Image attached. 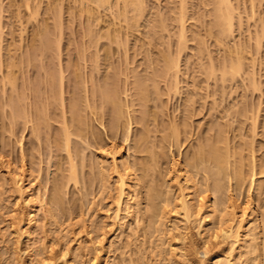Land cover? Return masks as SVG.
<instances>
[{
	"label": "rangeland",
	"instance_id": "rangeland-1",
	"mask_svg": "<svg viewBox=\"0 0 264 264\" xmlns=\"http://www.w3.org/2000/svg\"><path fill=\"white\" fill-rule=\"evenodd\" d=\"M102 1L0 0V164L10 161L13 166L20 167L25 159L26 168L34 175L39 173L38 182L44 183V192L49 193L47 197H50L52 204H57L52 205V216L39 213L38 217L41 219L38 218L32 240L28 243V239L22 237L21 244L25 246L20 244L19 247L18 236L14 235L17 237L15 239L10 224L14 220L18 227L20 206H24V199L21 201L17 188L11 190L16 186L10 180L11 175V178L7 177L9 171L6 164L9 163L4 162L5 165L1 168L5 167L7 173L0 168V264H21L17 260L21 258L22 264H40L39 260L47 258L51 249L54 251L50 254H54V257L57 255L55 258L60 256V252L68 253L69 260H66L69 264H169L173 256L180 260L179 264H191L189 256L186 257L188 254L194 252L196 255L199 252L201 257L205 255L203 241L196 233L199 226L196 225L201 221L200 217L203 219L204 213L197 214L199 219L195 216L189 225L188 222L181 221L184 219H181L180 214L178 216L174 204H171L170 207L166 205L167 212L171 213L168 212L169 216L164 215V218L162 214L166 207H161L165 206L166 200L161 202L158 199L161 193L165 196V192H169V182H174V174L170 175L171 164L174 166L175 162L185 158L190 162L195 161L202 149L203 152L205 149L203 159L205 157L207 161L205 165L203 159L198 161L203 164L201 163L198 171H195V167L194 172H199V175L196 174L201 182L198 190L200 192L201 189L204 195L208 186L212 187L215 183L212 171L215 173L216 159H213L209 149L212 146L217 148V145L224 155L223 160L228 161L224 164V188L214 194L218 202L221 200L222 206L223 202H229L232 197L235 201L239 198V202L233 200L234 204H240L245 198L253 196L252 199L259 203L258 206L263 205L262 209L259 207V211L260 218H264V0H228L231 8L224 6L223 2L222 9L220 0L219 4L218 0H142V6H136L141 7L140 9H134L130 0V3H127L128 0H106L110 1L106 5L103 4L106 1ZM225 7L233 18L232 20L230 17V32L226 30L228 22L224 26L225 30L222 29L221 24H226L222 22L224 17L216 16L215 13L220 14V9L222 11ZM237 58L240 66L243 63V69H239V74L233 73L234 77L225 71L227 75H224V67H229L232 61L235 63ZM9 78L13 81L9 82ZM13 83L16 84L15 89L11 87ZM142 92L143 97L139 95ZM110 94L113 97L110 98L111 102L107 97ZM116 98L119 103H115L114 107ZM109 103L112 106H108ZM116 105L121 109H117ZM118 113L124 117L119 114L120 118ZM171 127L175 131L172 132ZM177 131H180L178 136ZM128 136L131 137L127 138ZM67 141L70 147L66 145ZM125 141L127 144L131 141V145L125 144ZM111 142L116 143L115 146L125 144L128 150L132 146L129 153L135 156L140 165L144 167L147 164L146 168H149L143 170L146 177L145 198L149 203L146 204L151 208L146 210L149 213H145L149 214L146 217L148 230H151L149 234L144 235L142 230L139 231L137 222L141 224L140 220L126 223L129 219L125 216L130 210L129 204L127 206L125 203L128 201L131 205L133 202L128 197L124 201L125 207H128L127 213L126 208H123L125 212L122 209L123 213L116 219L117 208L114 201L118 194V190L115 191L118 189V179L111 170H107L113 168L110 166V157L109 160L105 158L109 152L107 147L112 146ZM152 145L156 154L151 149ZM199 147L202 148L201 151ZM157 153H161V157ZM183 153L185 155L182 156ZM154 154L155 161L163 157L156 161L158 166L151 164L155 162H152ZM149 155H152L151 158ZM227 155L228 160H225ZM101 159L110 162L109 166H106L107 162L97 163ZM72 164L75 166L76 173L73 172L78 184L73 182V178L70 181V175L73 174L71 167H74ZM255 171L258 173L255 180L258 181L250 192ZM110 172L112 175L110 178L108 176V180L106 175H110ZM103 174L105 175L102 176ZM100 176H106L104 179L109 184ZM6 180L12 183L11 187L7 182L6 186L2 184ZM204 182L208 184L205 185ZM219 183L223 185L222 181ZM105 184L108 186L104 187ZM204 185L206 190H202ZM152 186L160 194H155L158 191ZM169 189L174 191L173 187ZM214 191L216 190H212L216 193ZM212 192L206 193L216 198ZM155 195L159 197H154ZM151 196L155 198V208L151 207ZM174 196L169 198L174 201ZM156 198L159 203H156ZM148 205L145 208H149ZM55 207L60 209L56 210ZM158 215L165 220L163 224L161 220V225L159 221L156 223L160 219ZM231 218L234 219V215ZM240 219L239 217L237 221ZM120 221L127 224L122 231L118 230L122 225ZM175 221L181 228H190L186 232L189 240L187 242L186 239L185 242L193 243L194 246H189L193 251L185 250L188 254L181 252L182 244L176 240L175 235L180 230L177 232L172 225L177 224ZM237 221L233 227L238 225ZM263 221L261 220V224L264 230ZM152 222L156 223L153 228L150 226L154 224ZM81 224L87 225V229H82ZM83 230L87 231V235ZM101 235L106 237L103 241L107 243L103 255H100L97 248L100 247L98 243L101 240L98 237L102 239ZM33 242L37 244L33 245ZM169 242L174 244L175 254ZM263 243L262 253L256 250L259 253L257 260L258 254L251 253L248 248V252H244L250 253L246 254L249 257L251 255L252 260L243 256L231 263L252 264L251 261H254L257 264L260 255L264 256ZM188 245L182 247L189 248ZM21 247H24L23 250ZM227 247L229 246L222 249L225 254L229 253ZM36 253L41 256L37 258ZM96 257L100 261H96ZM263 259L264 257L260 259L261 264H264Z\"/></svg>",
	"mask_w": 264,
	"mask_h": 264
},
{
	"label": "bare ground",
	"instance_id": "bare-ground-1",
	"mask_svg": "<svg viewBox=\"0 0 264 264\" xmlns=\"http://www.w3.org/2000/svg\"><path fill=\"white\" fill-rule=\"evenodd\" d=\"M100 1V0H99ZM102 1V0H101ZM104 1V0H103ZM103 1H102V3H103ZM106 1V0H105ZM104 1V2H105ZM111 1V0H110ZM110 1H106L105 3H103V4H109L110 3ZM126 1V0H125ZM141 1V2H140ZM130 0V2H131V4H132V7L134 6V9H135V7L136 6H142V3H143V1L142 0ZM221 2H220V8L221 7H223L222 5H223V2H224V6H226L227 5V7H229V8H231L230 6H228V4H229V1L228 0H220ZM127 2V1H126ZM129 2V0H128V2L127 3H130ZM97 3H99V2H97ZM126 3V4H127ZM141 3V4H140ZM131 4L129 5V6H131ZM218 4H219V0H218ZM127 5V6H128ZM217 5V4H216ZM100 6H103V5H101L100 4ZM126 6V7H127ZM129 6H128V8H129ZM138 7H136L137 9H140V8H138ZM127 8V9H128ZM130 9V8H129ZM222 9V8H221ZM221 9H220V14H218L219 12H215V13H217L216 14V16L217 15H221V17L223 18L224 17V21H222L223 23H226V22H228V28H226V30H229V32H230V29H231V27H230V25H232V23H230L229 24V22L230 21H232L233 20V18L231 17L232 15H231V13H230V11H229V9H226V7L221 11ZM224 11V12H223ZM122 12V11H121ZM137 12V11H136ZM140 11H138V13H139ZM143 13V12H142ZM125 14V13H124ZM126 14H128V12L126 13ZM140 15V14H139ZM122 17V16H121ZM219 17V16H218ZM230 17L232 18V20H230ZM131 18H132V16H131ZM222 18H220L221 20H222ZM130 22H132V21H130ZM58 23H59V21H58ZM219 23H220V21H219ZM217 25V24H216ZM220 25V24H219ZM222 25V29H224L225 27L224 26H227V23L226 24H221ZM230 27V28H229ZM221 29V30H222ZM264 29V27L262 28V30ZM225 30V29H224ZM260 34H262V32L260 33ZM259 34V35H260ZM263 34H264V32H263ZM222 36V35H221ZM262 37V36H261ZM257 38H259V37H257ZM263 39H264V37H263ZM259 40V39H258ZM261 41V40H260ZM258 43H260V42H258ZM41 46V45H40ZM42 50V49H41ZM240 54V53H239ZM239 56V55H238ZM243 58V57H242ZM241 59V58H240ZM244 59V58H243ZM243 59H241V61H243ZM231 60H233V59H231ZM235 60H237L235 63H234V61H232V62H230V63H232V64H230L229 65V67L231 68H229V67H227L228 65H226L225 67H224V70H223V72L225 71L227 74H228V72H229V75H231L232 77H234V75L235 74H239V69H243V66H242V64H241V66H240V63H239V59L237 58V59H235ZM239 60V61H238ZM238 62V63H237ZM171 64H173V63H171ZM14 65H15V63H14ZM235 65V66H234ZM17 66V65H16ZM15 66V67H16ZM169 66V68H170V64L168 65ZM167 66V67H168ZM226 67L228 68V69H230L229 71H228V69H226ZM168 68V69H169ZM212 69H213V67H212ZM227 70V71H226ZM223 73L224 75H227L226 73ZM232 72V73H231ZM236 72V73H235ZM238 72V73H237ZM211 73H212V70H211ZM233 73H235V74H233ZM10 77V76H9ZM231 77V78H232ZM12 78V77H11ZM11 78H9V82L13 79H11ZM15 78L16 77H14V80H15ZM223 80H225V76H224V78H223ZM13 81V80H12ZM16 82H17V78H16V80H15ZM15 83H13V86H11L12 88H14L15 89V86H16V84L14 85ZM149 86V85H148ZM157 88V87H156ZM13 89V90H14ZM115 91V90H114ZM117 92V91H116ZM115 92V93H116ZM110 93H112V92H110ZM119 93V92H118ZM117 93V94H118ZM146 93V92H145ZM144 93V95H146ZM141 94V96L143 97V92L142 93H139V95ZM112 94H110L109 96H111ZM148 95V94H147ZM105 96H106V94H105ZM109 96H107L109 99L110 98H113L112 96L111 97H109ZM114 96H116L115 94H114ZM117 97V96H116ZM141 97V98H142ZM146 98H148L147 96H146ZM146 98H144V99H146ZM140 99V98H139ZM107 100V99H106ZM109 102H111V99L110 100H108ZM114 101V100H113ZM116 101V102H115ZM114 101V104H113V106L115 107V103H119L118 101H117V98H116V100ZM113 103V102H112ZM112 106V104L111 103H109V105L108 106ZM119 105V104H118ZM117 106V105H116ZM42 108V107H41ZM113 108V107H112ZM120 109H121V107H119ZM118 108V106H117V109H119ZM38 109H39V107H38ZM119 112H120V110H119ZM122 112H123V109H122ZM121 112V113H122ZM38 113H39V110H38ZM43 113H44V110H43ZM121 113H118L117 115L120 117V115L119 114H121ZM40 114H41V112H40ZM39 114V115H40ZM45 114V113H44ZM43 114V115H44ZM123 114V113H122ZM121 114V115H122ZM17 115V114H16ZM41 116V115H40ZM81 116V115H80ZM117 116V119H120L119 117ZM123 116V115H122ZM17 117V116H16ZM45 117V115L43 116V118ZM46 117H48L47 115H46ZM124 117V116H123ZM123 117H122V119L121 120H123ZM144 117V116H143ZM42 118V117H41ZM145 118V117H144ZM143 118V119H144ZM43 120H45V118L43 119ZM78 120H79V118H78ZM120 120V121H121ZM119 121V120H118ZM117 121V122H118ZM47 122V121H46ZM81 122V121H80ZM141 122V121H140ZM143 123H144V121H142ZM120 123V122H119ZM41 124V123H40ZM43 124V123H42ZM46 124V123H45ZM81 124V123H80ZM47 125H48V123H47ZM130 128V127H129ZM172 128V127H171ZM175 128V127H174ZM177 128V127H176ZM178 129V128H177ZM176 129V130H177ZM130 131V130H129ZM173 131H175V130H173V128H172V132ZM66 132H67V130H66ZM180 132V131H179ZM179 132L177 131L176 132V135L178 136V135H180L179 134ZM171 133V132H170ZM130 134V133H129ZM70 135V134H69ZM169 135V134H168ZM171 135H172V133H171ZM68 136V135H67ZM177 136H174V138H176ZM129 137H131V136H128L127 138H129ZM67 138V137H66ZM127 138H126V140H127ZM138 138V137H137ZM68 140V139H67ZM70 140V139H69ZM68 140V141H69ZM146 140V139H145ZM178 140V139H177ZM66 142V145L68 146V147H70V143L69 142ZM149 141V140H148ZM215 141V140H214ZM127 142H128V140H127ZM176 142V141H175ZM68 143V144H67ZM112 143V142H111ZM129 143H131V141L129 142ZM128 143V144H129ZM145 143H147L146 141H145ZM177 143V142H176ZM114 143H112V146H109V147H107L108 149H109V152L107 153V156L106 155H104V154H106L105 152L107 151V149H105L106 151L104 152V156H106L105 158L107 159V160H109L108 159V157H110V162L112 163V164H110V162H108V161H102V159L100 160V161H97V163H99L100 162V164L102 163V162H104V163H106V166H107V164H108V166H109V164H110V166L112 165V169H107V170H111L112 171V173H114V175H115V178H116V176H117V179H118V181H116V182H118V183H116V185L118 186L117 188L118 189H116L115 191H117L118 192V194H117V196H116V201H114L116 204H115V206H116V208L117 209H115V211L117 210V215L115 214V216H117L116 217V219L117 218H119V216H121L120 214H121V212H122V209L123 208H126L125 209V211H124V209H123V212H125V213H127V208L128 207H125V205H124V201H125V198L126 197H128L127 199H129V200H131V201H133L132 202V204L130 205V203H127L126 201V203L125 204H127V206H128V204H129V212H128V214H127V217L125 216V218H128L127 220V222L126 223H128V224H130L129 223V221H134V220H140V222H141V224H139L137 221V224L140 226V228H139V226H138V228L140 229H138L139 231H141L142 230V232H144L145 234L144 235H146V234H149L150 232H149V230H148V225H149V223H148V225H147V215L149 216V214H145L148 210L147 209H151L150 208V206L148 205L149 203L147 202L148 201V199H147V197L145 198V195H146V193H145V186H144V182H146L145 181V173L143 172V170L144 169H147L146 167H147V164H143L144 165V167L142 166V165H140V163L137 161V159L135 158V156L133 157L130 153H131V151H129L130 149H131V147L129 148V150H128V146H124L125 144H127L126 143V141H125V144L123 145V146H115L116 145V143L113 145ZM127 144V145H128ZM133 144V146H134V143H132ZM151 144V143H150ZM214 144V143H213ZM65 145V146H66ZM109 145H110V143H109ZM131 144H129V146H130ZM146 145V144H145ZM168 145V144H167ZM66 146V148L69 150V148ZM169 146V145H168ZM173 146H176L177 147V145H173ZM178 146H180V145H178ZM219 145H217V148L216 147H213L212 146V149L210 150L209 148V152L211 153V151H212V155L211 156H213V159H214V157H215V159L216 160H214L216 163H214L215 164V166H214V164H212L214 167H216V168H214V171H215V173L212 171V176L215 174V176H213V179H215L214 180V182L216 183H213V189H212V187L209 185L208 186V188L205 186V185H207L208 184V182L205 184V182H204V188H203V186H202V190H206L205 188H207L208 190H210V191H206L208 194H209V192H212V190H216V191H214V192H216V193H213V195L214 194H217V191L219 192V191H221V189L222 188H224L223 186H224V182H225V174H224V172L226 171L225 170V165L224 164H227V162L228 161H224L223 159V157H224V155H222V152L220 153V150H219V147H218ZM150 147V146H149ZM165 147V146H164ZM167 147V146H166ZM170 147V146H169ZM168 147V148H169ZM172 147V146H171ZM202 147H204V146H202ZM138 148H139V146H138ZM157 148V147H156ZM175 148V147H174ZM178 148V147H177ZM180 148H181V146H180ZM205 148V147H204ZM152 150L154 149V146L152 145V148H151ZM199 149H200V151H201V149L202 148H200L199 147ZM136 150H138V149H136ZM145 150H146V148H145ZM148 150L150 151V149L148 148ZM151 150V151H152ZM174 150V149H173ZM200 151H199V153H200ZM207 151V150H206ZM130 152V153H129ZM132 152H134V150H132ZM153 152V151H152ZM158 152V151H157ZM160 152V151H159ZM158 152V153H159ZM171 152H172V150H171ZM170 152V153H171ZM180 152V151H179ZM137 153V152H136ZM153 153H155V149H154V152ZM157 153V154H158ZM162 154L164 153V152H161ZM160 153V154H161ZM169 153V154H170ZM133 154H135V152L133 153ZM149 154H150V152H149ZM156 154V153H155ZM155 154H154V158H153V160H152V162L153 161H155ZM160 154H158V156H160ZM171 154H173V153H171ZM175 154V153H174ZM205 154V149H204V152H203V149H202V152H201V154L200 155H197V156H199V157H201L200 159H199V157L197 158L196 157V155H195V158H197L195 161H192V162H190V161H188L186 158L184 159V160H181L180 158V160L178 161V162H175L174 163V166H172V164H171V161H170V164H171V167L170 168H172V169H170V170H172L171 171V173H170V175L172 174L173 175V183H170L169 182V184H170V186H169V188H172L173 187V189H174V191L172 190V189H169L168 188V191L169 192H165V196L161 193V197H159L158 195L160 194L159 193V191L157 190V189H155V187L154 186H152V188H154L156 191H158V192H156L155 190H153V191H155L156 193L155 194H157V193H159L158 195H155L154 197H156V196H158L159 197V201H161L162 202V200L163 199H165L166 200V202H165V206L163 205L162 207H161V209L162 208H165L166 207V209H164V211L165 212H163V217H164V215H166V216H169V213H171L170 211H168L167 212V210H168V208H167V206L166 205H169L168 207H170V205L172 204H174V207H175V211H177L176 213H178V216H179V214H180V216H182V218L181 219H184V220H181V221H185L184 223H187V224H189L190 223V221H192L191 219L193 218V219H195L197 216V214H200V213H202L203 214V219H201V215L199 216L200 217V222L196 225V226H198L197 228L198 229H196V233H198L199 235H200V237H201V240L203 241L202 243H203V245H204V250H205V255L203 256V257H201L200 256V254H199V252H195L196 253V255L194 254V252H192V253H190L191 255H189L188 254V252H186V251H188L187 249H189L190 250V247L191 246H194L193 245V243L190 245L189 243H186L185 241H186V239L188 238V235H186V232L188 231L189 232V230H190V228H187V226L186 227H180V222L179 223H177L176 221V225H174L175 223H173L172 225L175 227V230L178 232L179 230L181 231V232H183V233H179V235H178V233L177 232H175V237H176V240H178L179 242H181V244H182V246L183 247H185V246H187L188 244V247L189 248H183L182 246H180V249H181V252H183L184 253V251L188 254L187 256H186V253H185V256L186 257H188L189 256V260H190V263L191 264H232V263H235L233 260L234 259H237V258H242L243 256H247V259H249V260H252L250 257H252L251 255H250V257L248 256L249 254L247 253L248 252V248L249 249H251V250H249V251H252L251 253H255L256 252V250L258 251V252H260V254L262 253V247H261V244H262V242H264V235H263V232H264V230H263V228H262V224H261V220H264V216L262 217L263 219H261L260 218V211H259V209L263 206H261L260 207V205L258 206L257 204H259V203H255V200H253L252 199V197L251 196H247L248 198H245L244 200V202H241L240 204H234L233 203V198L232 197H230L229 199V202H223L222 203V206H223V209L221 208L222 206H221V200H220V198H219V200H220V202H218V199H217V197L216 198H212L210 195H208L206 192V194L204 193V195H207V196H204L203 195V193L201 192V189H200V192H199V188H198V186L199 185H201V182H199L200 181V179L198 180V178H197V176L199 175L198 173L199 172H196V174H198L197 176H196V174H195V172H194V169H195V167H196V169H195V171L198 169L199 170V166L201 165V163L203 162L204 163V165H205V163H206V161H205V157H204V159H203V155ZM206 154H208V153H206ZM224 154V153H223ZM103 155H101V156H103ZM153 155V154H152ZM152 155H149V157L150 156H152ZM183 155H185L184 153L182 154V156ZM226 155V154H225ZM145 156V155H144ZM165 156V155H164ZM171 156H173V155H171ZM141 157H143V156H141ZM146 157H148V156H146ZM161 157V156H160ZM159 157V158H160ZM169 157V156H168ZM181 157V156H180ZM228 155L226 156V158H225V160H228ZM151 158V157H150ZM158 158V159H159ZM167 158V157H166ZM211 159V162H213V160H212V157H210ZM100 159V158H99ZM156 160V161H159L160 159H163V157L162 158H160L159 160ZM164 159H165V157H164ZM173 159V158H172ZM203 159V161L200 163V162H198V161H201ZM207 159H209V156H208V158ZM255 159V158H254ZM253 159V160H254ZM25 160V159H24ZM23 160V162L21 163V166L20 167H18V166H13L11 163L12 162H10L9 160V162H6V161H3V163H1L0 164V168H1V166L2 165H5V163L4 162H6V163H9V164H6V165H8V166H6V168H7V171H9L8 173V176L7 177H9V175H11V177H9V178H11L10 180L12 181V183H13V186H16V187H13L11 190L13 191V189L15 188H17L16 189V191L20 194V197L22 198L21 199V201L24 199V201H22L23 203H24V206H22L21 205V202L19 203L21 206L20 207H22V208H20V211H19V216H20V218H19V222H18V227H17V225L15 224V222H14V220L12 221L15 225H16V227H15V225L11 222V229H13V236L14 235H16V236H18V238L17 237H15V239L17 238V245H19V247H20V244L23 242V239H22V237H26L27 239H28V243H29V241H31L32 240V236H34V234H35V230H36V228H37V223H38V218H40V217H38L39 216V213L40 212H44V213H48V215H46V216H50L49 214H51V216H52V214L54 213V209H53V206H57V204L56 205H54V204H52V202H51V200H50V197L48 198L47 197V195L49 194V193H45L44 192V186H43V184L44 183H39L38 182V178L40 177V176H38L39 175V173L35 176L34 175V173H31L30 172V170H28V168H26V164H25V161ZM147 160V159H146ZM174 160V159H173ZM156 161L154 162V163H151V164H156ZM162 161V160H161ZM205 161V162H204ZM143 162V161H142ZM173 162V161H172ZM254 162H256V161H254ZM104 163L102 164L103 165V167L105 166L104 165ZM158 163V162H157ZM200 163V164H199ZM202 163V164H203ZM210 163V162H209ZM99 164V165H100ZM198 164V167L196 166ZM207 164H208V162H207ZM17 165V164H16ZM73 166H74V164H72ZM102 165H101V167H102ZM153 165V166H154ZM157 165V164H156ZM256 166H257V163L255 164ZM13 166V167H12ZM98 166V165H97ZM107 166V167H108ZM151 166V165H150ZM152 166V167H153ZM158 166V165H157ZM157 166H156V168H157ZM212 166V167H213ZM11 167V168H10ZM254 167V166H253ZM4 168V169H3ZM3 168H1V171L2 170H5V172L7 173V171H6V168L5 167H3ZM75 166L74 167H71V170H72V173L73 174H71L70 175V181H71V178H73L72 180H73V182L75 183V184H78V182L75 180ZM106 168V167H105ZM155 168V169H156ZM237 168V170H238V167H236ZM101 169H103V168H100V170ZM149 169V168H148ZM147 169V170H148ZM154 169V170H155ZM113 170H114V172H113ZM146 170V171H147ZM151 170L153 171V169L151 168ZM151 170H150V172H151ZM197 170V171H198ZM75 173H74V172ZM103 172H104V169L102 170ZM102 171H100V173L102 174ZM234 171H236V170H234ZM254 171V170H253ZM256 171H257V169H256ZM255 171V172H256ZM107 172V171H106ZM148 173H149V171H147ZM237 172V171H236ZM235 172V173H236ZM239 172V171H238ZM254 172V175H253V179L250 177V179H252V182L250 183V184H252L251 185V188L249 189V191L251 192V190H252V186H254L255 184H256V182L258 181H256L255 179L257 178L256 176H257V172L255 173ZM35 173H37V172H35ZM105 173V172H104ZM109 172H107V174H108ZM147 173V174H148ZM152 174H153V172H151ZM3 174H5V173H3ZM75 174V175H74ZM227 174V173H226ZM239 174H240V172H239ZM256 174V175H255ZM41 175V174H40ZM105 174H103L102 176H104ZM111 172H110V175H106L107 176V178L106 179H108V176H109V178L111 177ZM151 175V174H150ZM149 175V176H150ZM154 175V174H153ZM222 175H224V176H222ZM236 175V174H235ZM105 176V177H106ZM152 176V175H151ZM221 176H222V178H221ZM237 176V175H236ZM239 176V175H238ZM4 177H5V175H4ZM42 177V176H41ZM104 177V178H105ZM148 177V176H147ZM154 177V176H153ZM152 177V178H153ZM256 177V178H255ZM6 178V177H5ZM5 178H2V179H4L5 180ZM43 178V177H42ZM41 178V179H42ZM100 178H101V176H100ZM103 177L101 178L102 180L104 179ZM240 178V177H239ZM40 179V178H39ZM148 179H150V178H148ZM222 179V180H221ZM75 180V181H74ZM101 180V181H102ZM105 180V179H104ZM109 180V179H108ZM108 180H105L106 181V183H108ZM153 180V179H152ZM170 180V179H169ZM224 180V181H223ZM240 180V179H239ZM9 181V180H8ZM40 181V180H39ZM44 181V180H43ZM223 182V185L221 184V183H219V182ZM3 182H5V183H2V184H5V186H6V182H7V180L6 181H3ZM42 182V181H41ZM45 182V181H44ZM104 182V181H103ZM102 182V183H103ZM211 182V181H210ZM12 183H8L7 182V184H9L10 186L9 187H11L12 185ZM154 183V182H153ZM200 183V184H199ZM203 183V182H202ZM1 184V185H2ZM104 184V183H103ZM109 184V183H108ZM108 184H105V186L104 187H107L108 186ZM148 184V183H147ZM146 184V185H147ZM172 184H174V186L176 187V189H175V187L172 185ZM199 184V185H198ZM214 184H215V187H214ZM221 184V185H220ZM107 185V186H106ZM151 185H154V184H151ZM157 185V184H156ZM159 185V184H158ZM257 185V184H256ZM221 186V187H220ZM147 187V186H146ZM158 187V186H157ZM199 187H201V186H199ZM209 187H211V189H209ZM262 187V186H261ZM221 188V189H220ZM255 189H256V187H254ZM259 188V187H258ZM220 189V190H219ZM254 189V190H255ZM47 190V189H46ZM160 190V189H159ZM175 190H176V192H177V194L175 195ZM253 190V191H254ZM258 190H260V189H258ZM15 191V192H16ZM263 191H264V189H263ZM49 192V191H48ZM116 192V193H117ZM172 192H174V194L172 193ZM204 192V191H203ZM145 193V194H144ZM167 193H169V194H167ZM172 193V194H171ZM51 194V193H50ZM149 194H150V192H149ZM151 194H154V193H151ZM166 194L167 195H169L168 196V198H167V196H166ZM172 195V196H171ZM175 195V196H174ZM250 195V194H249ZM49 196V195H48ZM173 196L175 197V200L173 201V199H170V198H173ZM150 197V196H149ZM153 196H151V198H150V203H151V207H153V208H155V206H154V200L153 199H155V198H152ZM170 197V198H169ZM160 198H161V200H160ZM176 199H177V202H176ZM239 199V198H238ZM238 199H236L237 201H235V202H239V200ZM261 199V198H260ZM259 199V202H261L262 203V200H260ZM231 200H232V202H231ZM53 201V200H52ZM154 201V202H153ZM156 201H157V198H156ZM164 201V200H163ZM174 202V203H170V202ZM161 202H160V204H161ZM175 202H176V204H175ZM22 203V204H23ZM146 203H148V204H146ZM156 203H159L158 201L156 202ZM233 203V204H232ZM160 204H157V206H159ZM229 204V205H228ZM263 204V203H262ZM53 205V206H52ZM111 205H113V204H111ZM149 206V208L148 207H146L145 208V206ZM171 205V206H172ZM225 205H228V206H225ZM161 206V205H160ZM225 206V207H224ZM260 207V208H259ZM56 208V207H55ZM152 208V209H153ZM263 208V207H262ZM261 208V209H262ZM60 209V208H59ZM59 209H57L56 208V210H59ZM161 209H158V210H160L161 211ZM55 210V211H56ZM147 210V211H146ZM14 211V210H13ZM17 212H18V209L16 210ZM15 211V212H16ZM160 211H159V213H160ZM163 211V210H162ZM161 211V212H162ZM122 212V213H123ZM154 212V211H153ZM158 212V211H157ZM13 213V212H12ZM41 213V214H42ZM43 213V214H44ZM58 213V212H57ZM124 213V214H125ZM147 213H149V212H147ZM158 213V214H159ZM165 213V214H164ZM168 213V214H167ZM175 213V214H176ZM60 214V213H59ZM58 214V215H59ZM234 215V219L237 221L238 220V218L240 217L241 219L239 220V221H237L238 223V225L236 226H234V227H236V229L233 227V225L235 224V222L236 221H234V219L233 218H231V217H233V215ZM55 216H56V213L54 214ZM54 215H53V218H54ZM126 215V214H125ZM146 215V216H145ZM45 216V217H46ZM114 216V217H115ZM153 216V215H152ZM156 216V215H155ZM159 217H160V215H158ZM196 216V217H195ZM238 216V217H237ZM15 217H16V215H15ZM58 217V216H57ZM159 217H156V218H159ZM162 217V216H161ZM161 217H160V219L159 220H157V219H155V221H156V223L159 221L160 222V224L159 225H161V220H162V224H163V222L165 221L164 220V218L162 217V219H161ZM229 219H228V218ZM17 218V217H16ZM51 219H52V217H50ZM49 217H48V219H50ZM56 218V217H55ZM59 218V217H58ZM125 218H123V219H125ZM155 218V217H154ZM198 218V217H197ZM230 218L234 221V222H231L232 220H230ZM237 218V219H236ZM41 219V218H40ZM122 219V218H121ZM166 219H167V217H166ZM199 219V218H198ZM17 220V219H16ZM45 220H47V217H46V219ZM126 220V219H125ZM148 220H149V218H148ZM228 220H230V222L228 221ZM57 221V220H56ZM153 221V220H152ZM40 222V221H39ZM121 222V221H120ZM136 222H134V223H136ZM151 222V221H150ZM158 222V223H159ZM17 223V222H16ZM122 223V222H121ZM133 223V222H132ZM152 223H154V222H152ZM156 223H154V224H152V225H150L151 227L152 226H154V225H156ZM157 223V224H158ZM195 223V222H194ZM86 224V223H85ZM85 224H81V225H85ZM94 224V223H93ZM118 224H119V222H118ZM231 224V225H230ZM263 224H264V221H263ZM92 225V224H91ZM127 225V224H126ZM125 225V223H122V225L120 226V229H118L119 231H122L123 229V227L124 226H126ZM184 225H186V224H184ZM189 225H191V224H189ZM83 226H81L82 227V229L84 228V229H87V225H85L86 226V228H85V226L83 227ZM129 226V225H128ZM173 226H172V228H173ZM127 227V226H126ZM150 227V228H151ZM263 227H264V225H263ZM125 228V227H124ZM153 228V227H152ZM151 228V229H152ZM80 229V228H79ZM82 229L80 230V232L82 231ZM115 229V228H114ZM122 229V230H121ZM126 229V228H125ZM187 229V230H186ZM189 229V230H188ZM174 229L172 230V231H175ZM183 230H185V231H183ZM198 230V231H197ZM54 231V230H53ZM86 231V230H85ZM84 230H83V233L85 232ZM114 231V230H113ZM125 231V230H124ZM138 231V232H139ZM151 231V230H150ZM263 231V232H262ZM87 232V231H86ZM85 232V234L87 235V233ZM141 232V233H142ZM185 232V233H184ZM82 233V234H83ZM114 233V232H113ZM112 233V234H113ZM119 232H117V234H118ZM124 233V232H123ZM122 232L121 233H119V234H123ZM81 234V235H82ZM102 234V233H101ZM125 234V233H124ZM123 234V235H124ZM143 234V233H142ZM187 234H189V233H187ZM77 235V234H76ZM103 235V234H102ZM102 235H101V237H102ZM114 235V234H113ZM122 235V236H123ZM91 236V235H90ZM119 236V235H118ZM117 236V237H118ZM121 235H120V237H122ZM148 236V235H147ZM79 237H80V234H79ZM108 237V236H107ZM116 237V236H115ZM114 237V238H115ZM174 237V238H175ZM251 237V238H250ZM100 240V242L98 243V246L100 245V247H97L98 249H99V251H100V253L98 252V251H96V252H98V255L100 254V255H103V251H105L106 250V245H107V243H105L104 241H103V239L105 240V238L104 237H102V239L100 238V237H98ZM113 238V239H114ZM26 239V240H27ZM74 239H75V237H74ZM77 239H78V237H77ZM81 239V238H80ZM112 239V240H113ZM120 239V238H119ZM12 240V239H11ZM61 240V239H60ZM82 240V239H81ZM98 240V239H97ZM108 240H110V239H108ZM112 240H110V241H112ZM116 240V239H115ZM117 240H118V238H117ZM162 240V239H161ZM188 240L189 239H187V242H188ZM34 241H35V239H34ZM75 241V240H74ZM88 241V240H87ZM120 241V240H119ZM16 242V241H15ZM36 242V241H35ZM92 242V241H91ZM90 242V243H91ZM98 242V241H97ZM96 242V243H97ZM171 242H173V241H171ZM171 242H169L170 243V246H171V248L172 249H174L173 247H175L174 246V244H172ZM14 243V242H13ZM25 243H26V241H25ZM59 243V242H58ZM80 243V242H79ZM87 243V242H86ZM109 243V242H108ZM113 243L115 244V242L113 241ZM35 244H37V243H35ZM34 244V242H33V245H35ZM92 244V243H91ZM90 244V246H94V245H91ZM95 244V243H94ZM185 244H187V245H185ZM264 244V243H263ZM15 245H16V243H15ZM16 245V247L15 248H17L18 246ZM22 245V244H21ZM80 245H81V243H80ZM96 245V244H95ZM185 245V246H184ZM229 246V247H227V248H229L227 251H229V253L227 252L226 254L224 253V251H222V249H223V247L224 246ZM22 246H25V244L24 245H22ZM30 247H31V245H29ZM29 246H28V248H29ZM48 246V245H47ZM89 246V245H88ZM114 246V245H113ZM160 246V245H159ZM158 246V247H159ZM35 247V249H36V246H34ZM44 247H45V245H44ZM44 247L42 248V249H44ZM52 247V246H51ZM84 247V246H83ZM109 247H112L111 245L109 246ZM115 247V246H114ZM24 248V247H23ZM23 248L21 247V249L23 250ZM37 248H39V247H37ZM53 248V247H52ZM56 248V247H55ZM71 248V247H70ZM94 248V247H93ZM113 248V247H112ZM193 248V247H192ZM191 248V249H192ZM195 248V247H194ZM26 249H27V246H26ZM34 249V250H35ZM41 249V248H40ZM46 249L47 250H49V248H47L46 247ZM54 249V248H53ZM82 249V248H81ZM95 249V248H94ZM107 249H111V248H107ZM17 250V249H16ZM21 250V251H22ZM27 250H29V249H27ZM31 250V249H30ZM37 250V249H36ZM47 250H45V252L47 251ZM67 250V249H66ZM215 250V252L213 253L212 251H214ZM224 250H226L225 248H224ZM244 250H247V254L244 252ZM20 251V252H21ZM31 251H33V250H31ZM44 251V250H43ZM53 251L54 250H52L51 249V251H49V255L48 254H45V255H48V257L47 258H43V259H41V260H39L40 262V264H69L68 263V261L66 260V259H68L69 260V258H67V256H69V254L68 253H61L60 252V256L58 255V258H55L57 255L55 254V257L53 256L54 254H50V253H53ZM63 252H64V250H62ZM190 251H193V249L192 250H190ZM195 251H197V250H195ZM264 251V250H263ZM19 252V251H18ZM26 252V251H25ZM24 252V253H25ZM34 252V251H33ZM35 252H37V251H35ZM67 252H69V248H68V250H67ZM173 253L175 252V249L172 251ZM22 253V252H21ZM32 253V252H31ZM38 253V252H37ZM37 253H36V257L38 258V257H40L41 255H42V257H44L43 256V254H41L42 253V251H41V255L40 256H37ZM213 253V254H212ZM16 254V253H15ZM23 254V253H22ZM27 254V253H26ZM29 254V253H28ZM34 254V256H35V253H33ZM78 254V253H77ZM105 254V253H104ZM175 254V253H174ZM174 254H172V256L174 255ZM256 254H258L257 255V257H256V259L255 260H257V258H258V256H259V253H257L256 252ZM24 255V254H23ZM51 255H52V257H51ZM198 255V256H197ZM21 255L19 254V258H21L20 257ZM25 256H27V255H25ZM23 257V258H27V257ZM30 256V255H29ZM256 256V255H255ZM41 257V258H42ZM176 257V256H175ZM174 256H173V259L175 258ZM249 257V258H248ZM262 257H264V256H261L260 255V259H262ZM18 258V257H17ZM34 258V257H33ZM32 258V259H33ZM37 258H35L36 260H37ZM97 258V259H96ZM96 258H94V259H96V261H98L99 260V258L98 257H96ZM22 259V258H21ZM20 259V260H21ZM24 259V260H25ZM28 259V258H27ZM30 259V258H29ZM93 259V260H94ZM103 259V258H102ZM101 259V260H102ZM173 259H171L170 258V262H172V263H174V264H179V262L178 261H180L177 257H176V260L175 261H173ZM187 259V258H186ZM239 259H237V260H239ZM253 259V260H254ZM258 260V261H256V262H258L257 264H261L262 263V260ZM19 262H21V264H22V262H23V260L22 261H20L19 259H17ZM188 260V259H187ZM264 260V259H263ZM26 261V260H25ZM24 261V262H25ZM31 261V260H30ZM29 261V262H30ZM100 261V260H99ZM106 261V260H105ZM233 261V262H232ZM248 261V260H247ZM18 262V263H19ZM35 262V261H34ZM168 262V261H167ZM169 262V264H171ZM232 262V263H231ZM254 262V261H253ZM253 262L251 261V263L253 264ZM36 263H38V260H37V262ZM98 263V262H97ZM101 262H99V264H100ZM93 264H96L95 262L93 263ZM104 264V263H103ZM254 264H255V262H254Z\"/></svg>",
	"mask_w": 264,
	"mask_h": 264
}]
</instances>
